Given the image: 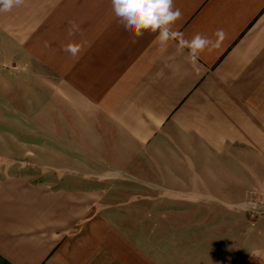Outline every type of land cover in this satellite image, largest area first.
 <instances>
[{"label": "crops", "instance_id": "0c3cea01", "mask_svg": "<svg viewBox=\"0 0 264 264\" xmlns=\"http://www.w3.org/2000/svg\"><path fill=\"white\" fill-rule=\"evenodd\" d=\"M175 7L186 38L227 33L195 68L157 33L134 42L111 0L0 12L2 102L34 86L51 106L92 116L73 122L99 124L107 142L97 176L58 186L0 176V264H219L220 241L223 264H240L234 234L251 228L235 203L264 185V0ZM70 22L80 29L71 38ZM70 40L85 44L78 57L62 51ZM236 186L246 188L237 199Z\"/></svg>", "mask_w": 264, "mask_h": 264}, {"label": "rangeland", "instance_id": "374dc122", "mask_svg": "<svg viewBox=\"0 0 264 264\" xmlns=\"http://www.w3.org/2000/svg\"><path fill=\"white\" fill-rule=\"evenodd\" d=\"M10 83L15 86L14 81ZM33 87L28 85L26 91L13 87L9 91L10 100L3 101L5 105L0 98V176L20 175L34 182L58 186L99 174L91 168V165L105 163L107 157L100 151L107 142L99 137V124L73 122L92 116L73 113L72 108L53 107L49 92H36ZM20 92L26 93L21 97V107L17 105ZM13 100L17 104H13ZM236 175L237 178L243 176L238 171ZM233 189L236 199L240 190H246L236 186L229 191ZM250 189V193L243 194L249 198L235 203V212L243 220L246 217L244 222L251 228L249 235L234 234L236 262L264 264V185ZM248 200L250 203L246 202ZM239 224L236 222V228ZM225 246L220 241L219 264L226 261V251L222 250ZM247 250L250 257L243 263Z\"/></svg>", "mask_w": 264, "mask_h": 264}, {"label": "clouds", "instance_id": "9594fccd", "mask_svg": "<svg viewBox=\"0 0 264 264\" xmlns=\"http://www.w3.org/2000/svg\"><path fill=\"white\" fill-rule=\"evenodd\" d=\"M25 0H0V12L11 11L20 7ZM112 11L118 23L135 39L142 37L145 32L157 33L155 39L162 48L175 43L178 51L187 49L188 62L195 68L201 54L210 48H219L227 39L224 29H217L213 37L200 33L194 34L190 39L179 30L177 22L183 13L175 7V0H111ZM80 31L75 22H70L68 36L74 37ZM83 41L70 40L62 46V51L71 57H78L84 50Z\"/></svg>", "mask_w": 264, "mask_h": 264}]
</instances>
